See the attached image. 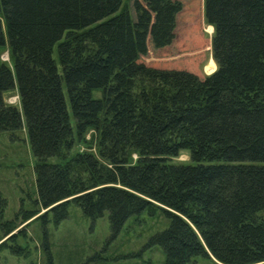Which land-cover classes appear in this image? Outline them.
I'll list each match as a JSON object with an SVG mask.
<instances>
[{
  "label": "trees",
  "instance_id": "16d2710c",
  "mask_svg": "<svg viewBox=\"0 0 264 264\" xmlns=\"http://www.w3.org/2000/svg\"><path fill=\"white\" fill-rule=\"evenodd\" d=\"M5 44L0 131L24 119L39 217L57 224L73 203L92 220L107 212L114 235L159 212L168 226L149 243L163 264H264V0H0ZM82 143L95 151L72 152ZM181 151L189 161L173 162ZM5 206L0 195V220ZM0 223L2 237L15 228Z\"/></svg>",
  "mask_w": 264,
  "mask_h": 264
},
{
  "label": "rangeland",
  "instance_id": "374dc122",
  "mask_svg": "<svg viewBox=\"0 0 264 264\" xmlns=\"http://www.w3.org/2000/svg\"><path fill=\"white\" fill-rule=\"evenodd\" d=\"M208 26L201 7L200 28L207 40L205 55H203L205 58L204 60L201 58L199 61V69L203 75L209 74L206 72V66L211 59L214 60L212 53L214 29L212 32H208L206 30L209 28ZM52 56L60 70L56 45L53 47ZM0 60L9 62L7 44L0 50ZM93 94L95 97H99L100 91H94ZM4 99L9 104L17 106L19 104L16 90L6 93ZM71 120L73 121L72 118ZM92 132L90 130L87 133V139L90 138ZM94 147L91 149L83 143L75 144L72 152L95 151ZM132 156L136 158V154H132ZM52 160L54 158L49 159V161ZM172 161L175 163L188 162V152L181 151ZM34 166L35 157L30 148L24 119L23 127L15 132L0 131V195L6 200L0 222L15 220V228L8 236L2 237L3 232L0 225V242L3 241L4 244L0 248V264H47L48 251L52 264L164 263L165 255L162 248L149 243L152 235L168 226V221L159 212L150 215L143 211L132 215L124 222L120 231L113 235L107 212L92 220L83 213L79 206L71 203L67 209V216L55 224L53 213H49L46 217H39L46 209L40 208L36 204L38 193ZM38 208L37 215L27 221L22 220V212ZM44 242L48 244V251L45 249ZM14 245H20L25 250L23 253L12 252L11 246ZM187 264L221 263L215 261L211 256H196L191 258Z\"/></svg>",
  "mask_w": 264,
  "mask_h": 264
},
{
  "label": "bare ground",
  "instance_id": "6f19581e",
  "mask_svg": "<svg viewBox=\"0 0 264 264\" xmlns=\"http://www.w3.org/2000/svg\"><path fill=\"white\" fill-rule=\"evenodd\" d=\"M212 29H213L212 27H209L206 30L208 32H212ZM215 68H216V63L213 61V59H211L210 63L206 66V72H208L210 74L213 70H215Z\"/></svg>",
  "mask_w": 264,
  "mask_h": 264
},
{
  "label": "crops",
  "instance_id": "0c3cea01",
  "mask_svg": "<svg viewBox=\"0 0 264 264\" xmlns=\"http://www.w3.org/2000/svg\"><path fill=\"white\" fill-rule=\"evenodd\" d=\"M1 238V237H0Z\"/></svg>",
  "mask_w": 264,
  "mask_h": 264
}]
</instances>
